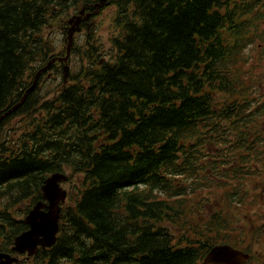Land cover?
Wrapping results in <instances>:
<instances>
[{
	"label": "trees",
	"instance_id": "1",
	"mask_svg": "<svg viewBox=\"0 0 264 264\" xmlns=\"http://www.w3.org/2000/svg\"><path fill=\"white\" fill-rule=\"evenodd\" d=\"M98 1L0 0V117L65 54L49 29L58 25L66 43L68 19ZM108 1L112 59L91 27L74 42L67 64L80 63L67 81L56 61L63 80L42 91L43 72L0 123V252L17 255L45 180L65 172L72 186L56 243L13 264H204L235 231L217 201L207 210V194L229 193L227 216L240 202L237 175L207 146L222 142L219 114L247 112L264 0ZM238 135L240 159L249 137Z\"/></svg>",
	"mask_w": 264,
	"mask_h": 264
},
{
	"label": "flooded vegetation",
	"instance_id": "2",
	"mask_svg": "<svg viewBox=\"0 0 264 264\" xmlns=\"http://www.w3.org/2000/svg\"><path fill=\"white\" fill-rule=\"evenodd\" d=\"M95 17L82 22V32L87 31L88 34V24H93ZM260 22L256 40L249 48L253 81L249 83L247 112H233L231 105V114H219V119L223 120V130L220 132L222 142L220 145L208 143L207 146L209 160H216L221 169L231 171L230 174L234 177L237 175V178L232 179L237 181V194L234 197L240 202L232 215L227 216L224 207L229 193H220L219 196L213 194L211 198L218 202V197L220 198L222 217L230 219L231 226L235 229L232 241L221 244H229L247 254L248 258L242 264H264V19ZM45 75L49 78L53 74L48 71ZM235 128L249 137V151L243 153L244 157L240 158L242 162L239 159L242 153H239L236 145L239 135ZM208 175L213 177L211 169L208 170ZM229 181L227 180L228 183ZM215 212L217 211L210 210L211 214Z\"/></svg>",
	"mask_w": 264,
	"mask_h": 264
},
{
	"label": "water",
	"instance_id": "3",
	"mask_svg": "<svg viewBox=\"0 0 264 264\" xmlns=\"http://www.w3.org/2000/svg\"><path fill=\"white\" fill-rule=\"evenodd\" d=\"M108 0H99L94 5V10L87 12L83 8L78 14L68 19L69 29L66 37V54L65 56H55L48 63L40 68L32 84L26 89L21 100L9 108L1 117V121L19 109L26 101L28 95L35 90L38 85L40 75L48 71L56 61L67 62L71 49L75 41V33L82 29L81 24L90 17L97 15L102 7L109 5ZM69 66H64L65 78L69 74ZM69 180V175L65 172H54L45 180L41 190L43 199L38 201L25 217V223L28 229L19 234L14 241L12 250L18 255L9 252H0V264H13L20 261L19 255L26 254L31 257L38 253L40 248L46 249L53 246L57 241L59 232V222L61 218L62 205L66 202L68 191L62 186V183ZM248 255L243 251L233 248L229 244L214 246L205 256L206 264H242Z\"/></svg>",
	"mask_w": 264,
	"mask_h": 264
},
{
	"label": "rangeland",
	"instance_id": "4",
	"mask_svg": "<svg viewBox=\"0 0 264 264\" xmlns=\"http://www.w3.org/2000/svg\"><path fill=\"white\" fill-rule=\"evenodd\" d=\"M104 9L99 12V14L94 19L93 24V30L90 35H93V38H95L97 43L100 45L102 49V57H110L112 59V52H115V49L112 50V42H111V36L113 33V27L114 23L112 21L113 13L115 11L114 6H107L103 7ZM49 33L51 36L55 39L57 50L59 52H62L65 50L66 43L63 42V32L60 27L54 26L49 29ZM49 34V35H50ZM87 31H79L76 33L75 41L83 44V41L86 39ZM109 55V56H108ZM79 57L74 55L72 56V59L68 65H70L71 71L76 70L79 66ZM63 80V72L61 74L52 75L49 78H46L41 86V90L45 91L46 89L53 88L57 84H59ZM17 121V120H16ZM203 183V180H201ZM72 183H64L63 187L67 190H71ZM212 194H207V197L211 200L210 205H207V210L211 209V206L213 204V201H215V198H211ZM219 199V197H218ZM222 207V202L219 199V202L217 201V208ZM233 220V217H230Z\"/></svg>",
	"mask_w": 264,
	"mask_h": 264
}]
</instances>
